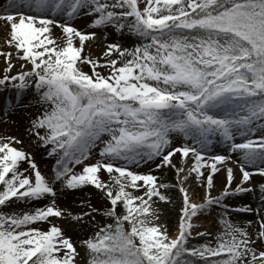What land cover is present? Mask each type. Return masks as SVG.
Listing matches in <instances>:
<instances>
[{"label": "snow or ice", "instance_id": "snow-or-ice-1", "mask_svg": "<svg viewBox=\"0 0 264 264\" xmlns=\"http://www.w3.org/2000/svg\"><path fill=\"white\" fill-rule=\"evenodd\" d=\"M0 21L4 116L34 108L24 137L53 161L44 172L24 137L0 136V264H264V184L258 208L226 203L264 177V0H0ZM89 186L102 206L58 204ZM169 188L173 225L157 205ZM213 211L219 228L198 230ZM253 211L255 234L230 219ZM85 226L77 247L67 230Z\"/></svg>", "mask_w": 264, "mask_h": 264}, {"label": "rangeland", "instance_id": "rangeland-1", "mask_svg": "<svg viewBox=\"0 0 264 264\" xmlns=\"http://www.w3.org/2000/svg\"><path fill=\"white\" fill-rule=\"evenodd\" d=\"M81 22H84V23L81 24ZM75 23L77 24L78 27H81V28L86 27V21L84 18H77ZM2 31H3V27H1V24H0V33H1L0 34V51H8L9 48L5 42L7 37L5 35L2 36ZM55 34L57 36L60 35L59 29H56ZM109 36L111 37L110 41H115L118 39V36L115 33H112ZM4 37H6V38H4ZM57 43H59V41H57ZM126 43L129 46H131L133 41H132V39H127ZM101 45L103 46V44H101ZM93 48H95V45L91 48V50ZM86 51H87V49H86ZM13 55H15V53H13ZM95 56H97V55H95ZM19 66H20V61H18V60L14 61V71L20 70ZM4 67H5L4 60L2 57H0V75H2V70ZM84 70L88 71L89 70L88 66L85 65ZM10 98L14 99V94L12 92L6 91V90L0 91V136L16 135V136L24 137V129H25L26 124H27L28 116L31 112L34 111V108H29V109L17 108L14 111L10 112L7 117H5L3 110H2L3 105H4V102ZM30 100H32L31 94L26 95L22 102H28ZM24 138H25V143L23 146L26 149H28L34 153L35 160L39 164L42 171H44V172L49 171L53 161L45 156L43 149L37 148L35 146V144H31L27 140L26 137H24ZM213 151L216 153H224V146L220 145V144H216L214 146ZM174 163H177L179 165V156H176L174 158ZM24 166L27 167V165H24ZM233 167L235 168V165H233ZM141 171H147V169L144 168V169H141ZM155 174L163 182H169L170 181L169 177L171 175H173L175 177V180L173 181V183L176 184V182H177L175 170L172 168H165V169L158 170V171H156ZM222 177H223V170L220 173H217L215 175V180H214L215 188L213 190V195H217L219 193V191L222 190V185H221ZM104 178L105 179L107 178L106 174H104ZM260 184H264V177L254 175L252 177V182H251V186L253 187V191L243 193L239 196L229 197L226 199V203L231 204L233 207L249 205L253 209L258 208L259 206H261V199H260L261 191L259 188ZM190 187H191L192 191L194 193H196L195 198L198 202L199 198H200V193H201L200 187L195 185V184L190 185ZM89 193H92L91 199H92L93 204H96L97 206H102L103 202L99 199L98 194H97V190H95L91 186H89L88 188H85L83 191L77 192L75 194L60 197L57 202L62 208L68 209V210L72 211L73 213H77L81 209L79 201L81 199H88ZM42 203H46V201L42 202ZM179 203H180L179 193L175 194L173 196V202L170 204L157 201V205L159 206V208L161 209V212L163 214L162 218L169 225L175 224L176 207L179 205ZM214 212L215 211H213L211 214L201 215L198 220L194 219V222L201 226V228L198 230H211V231L215 232V230H217L219 228L218 220H216V218H214ZM241 213H243V212H232L230 214V219L232 220L235 217H240V224L239 225L241 227H244L243 226L244 217H242ZM245 213L249 214V212H245ZM96 215H97V221L98 222L103 219L99 214H96ZM248 217L250 219L252 218L254 220H258L257 214L253 217H252V215L249 214ZM63 223H66V222H63ZM67 231H68V235H70L72 237V239L77 242V247H79V243H78L79 240L83 239L87 234H91L93 229L91 228V226H85L84 228H75V229L69 228ZM253 234H255V233H253Z\"/></svg>", "mask_w": 264, "mask_h": 264}, {"label": "bare ground", "instance_id": "bare-ground-1", "mask_svg": "<svg viewBox=\"0 0 264 264\" xmlns=\"http://www.w3.org/2000/svg\"><path fill=\"white\" fill-rule=\"evenodd\" d=\"M80 23V22H79ZM84 22H81V24H83ZM0 24H1V27H3V31H2V36H6L7 37V30H6V28H5V24H4V22L3 21H1L0 22ZM55 32H56V30H55ZM1 34V33H0ZM6 37H4V38H6ZM110 36H109V40H110ZM125 43H126V40L124 41ZM127 44V43H126ZM103 47H104V45L102 46V45H99V46H95V48H93L92 50H91V52H92V54L93 55H97V56H99V54L102 52V50H103ZM249 214L250 215H252V217L253 216H255L256 215V212L255 211H253V212H249ZM249 214L248 213H245V212H243V213H241V215H242V217H244V224H243V226L244 227H246V228H248V230L251 232V233H255V231H256V228H257V226H258V220H254V219H250L248 216H249ZM249 220H251L253 223H252V225H248L246 222L247 221H249ZM232 221L234 222V223H238V224H240V217H235V218H233L232 219Z\"/></svg>", "mask_w": 264, "mask_h": 264}, {"label": "trees", "instance_id": "trees-1", "mask_svg": "<svg viewBox=\"0 0 264 264\" xmlns=\"http://www.w3.org/2000/svg\"><path fill=\"white\" fill-rule=\"evenodd\" d=\"M169 178H170V181L167 183L174 184L173 181L175 180V177L173 175H171ZM166 191H168L172 196H174L175 194H178V190L176 188H169ZM154 199H156V198H154ZM214 218H216V220L219 219L216 211L214 212ZM197 241L203 242V241H200V238H197Z\"/></svg>", "mask_w": 264, "mask_h": 264}]
</instances>
